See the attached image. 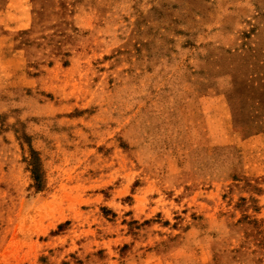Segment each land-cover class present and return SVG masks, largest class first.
Masks as SVG:
<instances>
[{
    "label": "rangeland",
    "instance_id": "1",
    "mask_svg": "<svg viewBox=\"0 0 264 264\" xmlns=\"http://www.w3.org/2000/svg\"><path fill=\"white\" fill-rule=\"evenodd\" d=\"M0 264H264V0H0Z\"/></svg>",
    "mask_w": 264,
    "mask_h": 264
},
{
    "label": "trees",
    "instance_id": "2",
    "mask_svg": "<svg viewBox=\"0 0 264 264\" xmlns=\"http://www.w3.org/2000/svg\"><path fill=\"white\" fill-rule=\"evenodd\" d=\"M36 159H34L31 163V167H32V173H33V178L34 180L37 182H39V172H40V169H39V166L38 164L35 162Z\"/></svg>",
    "mask_w": 264,
    "mask_h": 264
}]
</instances>
